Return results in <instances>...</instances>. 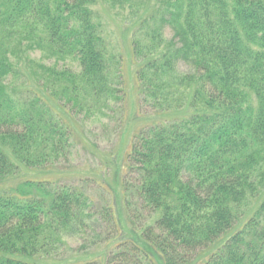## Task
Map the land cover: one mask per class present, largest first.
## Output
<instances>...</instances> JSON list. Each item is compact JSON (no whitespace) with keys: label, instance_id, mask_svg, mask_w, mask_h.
Returning a JSON list of instances; mask_svg holds the SVG:
<instances>
[{"label":"trees","instance_id":"1","mask_svg":"<svg viewBox=\"0 0 264 264\" xmlns=\"http://www.w3.org/2000/svg\"><path fill=\"white\" fill-rule=\"evenodd\" d=\"M102 1L137 19L139 115L158 117L133 134L124 157L134 238L81 188L18 179L20 165L66 159L70 117L103 116L126 98L99 0H0V264L57 255L94 214L107 224L102 240L116 241L104 264H264V0Z\"/></svg>","mask_w":264,"mask_h":264},{"label":"rangeland","instance_id":"2","mask_svg":"<svg viewBox=\"0 0 264 264\" xmlns=\"http://www.w3.org/2000/svg\"><path fill=\"white\" fill-rule=\"evenodd\" d=\"M154 2L155 0H150L151 4ZM94 9L98 13L97 19L100 21L110 53L115 59L120 58L119 66L126 98L122 104H112L103 116L79 114L70 117L75 141L66 159L48 169H29L20 165L21 173L18 179H51L81 188L89 195L96 211L104 206H111L122 234L134 238L130 226L125 223L126 211L121 193L124 157L133 134L158 117L148 110L147 113L139 115L134 76L137 64L131 56V40L137 19H132L127 7L117 8L102 0H99ZM165 34L168 37L172 35L168 28L165 29ZM29 55L47 65L53 62L41 59L40 51L30 52ZM65 66L77 70L72 61L66 62ZM178 68L181 71L187 69L183 63H179ZM259 201L260 198L250 201L244 214L251 213ZM93 222L87 232L68 236L66 246L57 255L37 258L36 264H72L93 260L96 264H104L108 251L114 247L116 241L102 240L108 228L98 215L94 214ZM209 251L199 254L197 258L204 257Z\"/></svg>","mask_w":264,"mask_h":264}]
</instances>
